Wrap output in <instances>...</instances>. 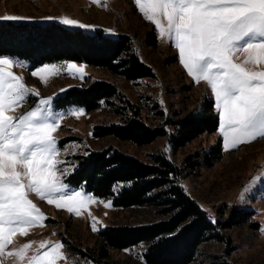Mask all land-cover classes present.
<instances>
[{
	"label": "rangeland",
	"instance_id": "1",
	"mask_svg": "<svg viewBox=\"0 0 264 264\" xmlns=\"http://www.w3.org/2000/svg\"><path fill=\"white\" fill-rule=\"evenodd\" d=\"M109 8L111 10H106L103 6L92 3L91 0H0V16L18 15L32 18L22 21L0 20V23L43 26L57 24L70 30H82L91 35L101 31L109 38L118 39L126 36L131 39L134 52L154 74L151 79L128 82L115 77L105 69L75 62L77 65L87 66L85 68L87 75L83 79L61 71V74L50 77L45 86L39 77L31 75L33 70L42 65L35 66L29 60L9 56L24 63V66H17L12 70L24 78L27 86L37 89L40 98L53 97L54 116L64 114L60 127L53 134L61 149L58 158L79 165V157L87 156L90 152L100 153L112 149L144 163H150L151 156L161 152L181 168H188L190 163L199 164L196 170L188 171V177L180 181V186L208 213L211 222L216 223L218 219L226 221L232 207L251 211L253 216L249 224L221 232L224 241L219 243L212 240L203 244L193 264H264V232H262L264 227V169H262L264 138L243 144L238 149L225 151L223 137L218 129L216 133L204 134L176 151L170 143V135L174 134L175 130L166 123L178 121L191 114L201 115L208 102L213 103L214 111L218 115L214 97L206 82L201 81L196 84L187 74L180 63L178 49L171 42L158 37L155 25L144 19L134 0H110ZM48 16H68L96 27L82 29L65 25L58 19H44ZM243 58V56L240 57L241 60ZM55 64L59 65L61 62ZM97 81L115 85L120 97L138 112L148 126L153 128L165 126L167 136L145 146H137L112 136L97 137L98 129L122 125L125 117L123 114H132L130 108L122 114L119 113L126 104L117 98L111 99L110 103L102 101L99 108L91 112L81 106L59 104L60 97H63L70 89L83 88ZM38 99L34 96L29 97L28 103L17 108L13 114L23 113L26 109L33 107ZM74 108H83L85 113L79 118L70 115ZM220 141L222 157L210 167L206 160ZM60 167H68V165L62 164ZM77 168L78 166L71 171V174L62 177L63 182L69 185L65 191L71 193L83 189L85 195L95 197V201L82 207L80 214L76 215L67 209H58L54 204H49L40 200L35 194H31L29 198L46 214L44 226L32 227L27 237L19 233L15 234L12 237V244L6 248L5 252L18 249L30 241L37 243L27 250L23 261L17 257L4 255L0 256V264H29L30 257L47 250L39 247V242L45 240L61 241L66 245L61 251L67 259L59 260L57 264H73V260L77 264H147L143 257L147 249L146 244L124 250L108 249L101 254L99 235L108 227H141L166 219L158 215L155 209L148 207L116 208L112 197L99 198L89 193L85 186H72L69 179ZM250 182H254L256 186L251 192L245 193L242 201L241 193ZM118 190L119 187L116 188V192ZM109 201L111 206L106 207ZM94 218L97 231L92 230ZM254 224L257 228L252 227Z\"/></svg>",
	"mask_w": 264,
	"mask_h": 264
},
{
	"label": "snow or ice",
	"instance_id": "2",
	"mask_svg": "<svg viewBox=\"0 0 264 264\" xmlns=\"http://www.w3.org/2000/svg\"><path fill=\"white\" fill-rule=\"evenodd\" d=\"M91 2L111 10L110 0ZM134 4L144 19L155 25L158 37L178 49L180 63L193 81L208 85L219 115L224 150L264 138V0H134ZM28 19L32 18L0 16L7 21ZM44 19H58L82 29L96 27L68 16ZM17 66L24 63L0 56V256L23 261L36 241L5 250L15 234L27 237L32 227L44 226L46 214L29 198L31 194L76 215L96 198L85 195L83 189L65 191L69 185L62 177L78 165L58 158L61 149L53 134L64 114L54 116L53 97L40 98L37 89L27 86L24 78L13 72ZM86 67L69 61L44 64L31 75L46 86L48 79L61 71L83 79ZM31 96L39 98L38 102L14 115ZM84 113L83 108H74L69 114L79 118ZM62 164L68 167H60ZM255 186L254 182L245 186L242 201ZM105 206L110 207L111 202ZM92 230H98L95 218ZM39 247L47 250L30 257L29 264H57L67 259L61 251L66 245L61 241H40ZM73 264L77 262L73 260Z\"/></svg>",
	"mask_w": 264,
	"mask_h": 264
},
{
	"label": "trees",
	"instance_id": "3",
	"mask_svg": "<svg viewBox=\"0 0 264 264\" xmlns=\"http://www.w3.org/2000/svg\"><path fill=\"white\" fill-rule=\"evenodd\" d=\"M134 51L131 39L126 36L109 38L101 31L91 35L57 24L0 23V56H16L35 66L69 61L105 69L128 82L153 78L152 70ZM113 98L126 104L119 113L130 108L132 114H123L122 125L98 129L97 137L112 136L145 146L167 136L165 126H148L109 82L97 81L83 88H72L58 102L61 106L77 105L91 112L99 108L102 101L110 103ZM218 118L213 103L208 102L201 115L191 114L175 122L169 121L166 125L175 130L170 135V143L178 151L204 134L216 133ZM221 157L220 141L208 156L207 164L212 167ZM78 160V168L69 179L72 186H85L99 198L112 197L116 208L148 207L166 219L141 227L106 228L99 235L101 254L108 249L124 250L146 244L143 257L147 264H193L203 244L224 241L221 232L247 225L253 216L251 211L232 207L226 221L211 222L208 213L180 186V181L188 177V171L196 170L197 163L181 168L161 152L151 156L150 163H144L112 149L90 152ZM252 227L257 228V225Z\"/></svg>",
	"mask_w": 264,
	"mask_h": 264
}]
</instances>
